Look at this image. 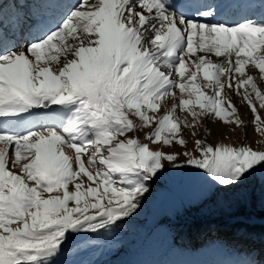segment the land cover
<instances>
[{
	"label": "snow or ice",
	"instance_id": "6c2138e0",
	"mask_svg": "<svg viewBox=\"0 0 264 264\" xmlns=\"http://www.w3.org/2000/svg\"><path fill=\"white\" fill-rule=\"evenodd\" d=\"M236 7L250 14L220 22L213 0H79L30 38L14 16L13 37L0 32V264H54L138 215L169 166L225 189L264 168L233 101L264 137V4ZM217 120L244 142L210 143Z\"/></svg>",
	"mask_w": 264,
	"mask_h": 264
},
{
	"label": "rangeland",
	"instance_id": "374dc122",
	"mask_svg": "<svg viewBox=\"0 0 264 264\" xmlns=\"http://www.w3.org/2000/svg\"><path fill=\"white\" fill-rule=\"evenodd\" d=\"M30 17L33 22L34 19ZM1 31L5 32L2 28ZM5 34L11 38L10 34ZM233 101L239 107L241 117L249 122L248 143L257 150H264V137L257 135L250 123L253 118L250 109L246 104H241L234 94ZM261 114L264 115V110ZM209 124L217 132L208 138L210 143L238 145L244 142L242 129L235 128V131L229 132V126L219 120L214 124L209 121ZM223 129L231 139L217 135ZM184 131L187 136L188 130ZM140 135L143 140V133ZM209 181L203 170L191 166L167 167L163 175L152 183L150 194H146L147 199L143 201L138 215L118 221V226L102 229L99 234H80L73 241L62 245L64 251L54 264H246L247 261H254L258 256L254 248L263 250L264 244L253 245V241L244 243L247 250L253 247L247 254L234 247L236 241L229 244L227 239L207 241L197 247L183 246L181 240L178 241L183 226L203 216L219 219L218 212H223L225 221H245V218L232 219L231 200L237 203L239 200L249 201L253 197L258 202L256 209H264V168H259L235 188L225 189ZM247 222L264 223V219L259 220L252 215Z\"/></svg>",
	"mask_w": 264,
	"mask_h": 264
},
{
	"label": "trees",
	"instance_id": "16d2710c",
	"mask_svg": "<svg viewBox=\"0 0 264 264\" xmlns=\"http://www.w3.org/2000/svg\"><path fill=\"white\" fill-rule=\"evenodd\" d=\"M230 208L233 210L231 217L232 219L245 218V221H225L223 212H218L220 218H215L213 216H203L198 220H191L186 223L181 231L178 238L180 244L183 246L191 245L192 247H197L204 244L207 241H221L227 239L229 244L231 241H236L234 247H238L240 251H246L247 254L252 250L245 249L244 243L253 241V245L264 244V223L252 224L247 222L253 215L256 219H264V209L258 210L257 199L251 198L249 201H237L231 200ZM250 202V204H249ZM258 256L254 258L256 264H264V249L257 251Z\"/></svg>",
	"mask_w": 264,
	"mask_h": 264
},
{
	"label": "bare ground",
	"instance_id": "6f19581e",
	"mask_svg": "<svg viewBox=\"0 0 264 264\" xmlns=\"http://www.w3.org/2000/svg\"><path fill=\"white\" fill-rule=\"evenodd\" d=\"M213 2L221 5L222 14L217 17V20L220 22L242 21L245 15L250 14L247 9H237L236 6L239 4H250L253 6L264 4V0H213ZM77 3H79V0H0V4L3 5V10L0 12V27L2 26L1 28L5 30V32H3L4 34H10L12 38L14 16H25L24 18H26L28 22L31 21L30 16H32L34 20L33 22L31 21L32 25L26 26V37L29 28L33 36H43L44 32H46L49 27L54 28L57 21H61L65 18V14L69 13L72 6ZM257 15H259V13H257ZM1 28L0 32H2ZM16 35L19 36V33L17 32ZM22 46L26 49L27 43L25 42ZM38 111L42 112V110ZM211 127L213 133L216 132V128L214 129L213 126ZM218 133L228 132L223 129L218 131ZM125 249L126 248H124L123 252Z\"/></svg>",
	"mask_w": 264,
	"mask_h": 264
}]
</instances>
